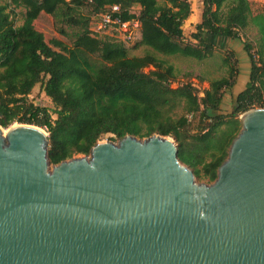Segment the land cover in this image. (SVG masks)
<instances>
[{
	"label": "trees",
	"instance_id": "16d2710c",
	"mask_svg": "<svg viewBox=\"0 0 264 264\" xmlns=\"http://www.w3.org/2000/svg\"><path fill=\"white\" fill-rule=\"evenodd\" d=\"M203 4L202 20L188 39L184 25L193 12L191 0H3L0 125L46 129L52 165L90 155L107 135L117 142L129 134L170 136L179 146V159L196 176L215 182L242 129L240 115L264 107V12H256L251 0ZM115 5L123 20L141 22V37L132 46L93 34L94 17ZM136 5L139 13L133 10ZM42 14L68 41L38 27ZM247 29H255V40H243ZM209 36L241 41L250 62L249 80L231 113L222 107L240 74L237 51L226 52L225 74L211 79L203 91L190 80L174 86L178 71L165 58H212L217 46ZM140 48L142 55L131 54ZM149 67L153 69L147 72ZM37 86L52 100L53 109L30 98Z\"/></svg>",
	"mask_w": 264,
	"mask_h": 264
},
{
	"label": "water",
	"instance_id": "95a60500",
	"mask_svg": "<svg viewBox=\"0 0 264 264\" xmlns=\"http://www.w3.org/2000/svg\"><path fill=\"white\" fill-rule=\"evenodd\" d=\"M240 119L210 184L170 136L52 165L42 127L0 125V264H264V107Z\"/></svg>",
	"mask_w": 264,
	"mask_h": 264
},
{
	"label": "rangeland",
	"instance_id": "374dc122",
	"mask_svg": "<svg viewBox=\"0 0 264 264\" xmlns=\"http://www.w3.org/2000/svg\"><path fill=\"white\" fill-rule=\"evenodd\" d=\"M0 2H3V0H0ZM191 2L193 12L191 17L185 22L184 25L185 36L188 39H191V35L195 31L196 24L201 22L204 9L203 0H191ZM251 2L253 4V9L256 12H264V0H251ZM133 10L136 13H139L140 11L138 6H134ZM89 11V7H86L84 9V12ZM94 16L95 15H93L92 17ZM16 20L19 24L21 22V15H19ZM38 27L52 36H56L62 40L68 41L67 38L63 37L55 30L51 18L46 14H42L39 18ZM242 36L244 41L255 40L256 31L255 29H247L242 32ZM208 39L211 40L217 46L216 54L212 58L206 59L201 62L197 61L194 58L183 56H168L165 58L168 59L170 63L174 64L178 71L179 78L178 81L174 83V86H177L178 82H185L190 80L195 83L201 91H203L204 89H207L209 87V81L211 79L220 77L225 74L226 68L222 65V58L224 57L226 52L230 50L237 51L236 57L238 59V64L241 67L240 74L238 76V81L233 91L227 92V94L225 95L222 107L224 113H231L234 108V101L236 96L246 86L249 80L248 77L250 74V62L246 54L244 53V46L241 41L215 38L213 36H209ZM133 43H127V46H132ZM144 52L145 50L143 48H140L138 50H133L131 54L142 55ZM152 69L153 67H149L146 69V71L148 72ZM201 78L205 80L201 82ZM30 98L39 105L47 106L51 109L54 108L52 100L40 89L39 86L34 89ZM44 130L46 131V129ZM110 137H112V135H107L105 136L104 140H108L110 139ZM196 180L198 183H208L206 180L200 178L199 176H196Z\"/></svg>",
	"mask_w": 264,
	"mask_h": 264
},
{
	"label": "built area",
	"instance_id": "2783aa9c",
	"mask_svg": "<svg viewBox=\"0 0 264 264\" xmlns=\"http://www.w3.org/2000/svg\"><path fill=\"white\" fill-rule=\"evenodd\" d=\"M119 6H112L107 12L95 17L92 25L93 34L96 36H110L124 43L136 42L141 36V22L135 20H123L116 12Z\"/></svg>",
	"mask_w": 264,
	"mask_h": 264
},
{
	"label": "crops",
	"instance_id": "0c3cea01",
	"mask_svg": "<svg viewBox=\"0 0 264 264\" xmlns=\"http://www.w3.org/2000/svg\"><path fill=\"white\" fill-rule=\"evenodd\" d=\"M136 6H138L139 9L141 8L139 5H136ZM140 37H141V36H140ZM139 39H140V38H139Z\"/></svg>",
	"mask_w": 264,
	"mask_h": 264
}]
</instances>
